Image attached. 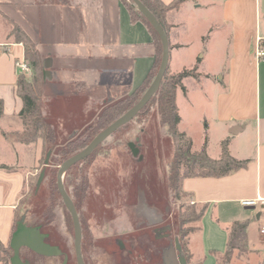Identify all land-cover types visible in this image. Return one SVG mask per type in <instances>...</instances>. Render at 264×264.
Instances as JSON below:
<instances>
[{
    "label": "crops",
    "instance_id": "0c3cea01",
    "mask_svg": "<svg viewBox=\"0 0 264 264\" xmlns=\"http://www.w3.org/2000/svg\"><path fill=\"white\" fill-rule=\"evenodd\" d=\"M161 1L168 5L174 0ZM198 2L190 0L179 11L187 4L215 9L218 15L213 23L218 22V32L232 28L230 43L234 45L228 68L219 60L214 71H205L207 49L205 53L198 50L192 57L189 68L200 60L199 72L208 76L199 82L203 80L204 91L209 94L205 101L212 112L210 118L203 117L208 125L200 141L189 137L195 151L201 150L207 137V151L213 159L221 157V144L228 140L231 156L248 164L225 177L184 180L183 190L191 204L206 207L200 229L189 238L192 263L221 264L230 227L236 221L250 220L249 252L239 256L235 264H264L260 234L264 204L242 206L243 200H264V63L255 55L257 38L264 40L263 0H212L206 6ZM179 11L165 19L174 47L169 63L173 72L189 69L175 68L180 54L189 47L182 37L186 29L175 18ZM245 14L250 15V31ZM16 26L41 55L42 98L53 125L55 119L66 121L70 115L90 112L96 103L130 96L139 101L156 78L163 54L152 28L127 0H0V166L9 168L0 169V242L13 252L12 242L19 229L37 231L19 216L31 167H38L44 147L43 140L34 145L11 139L13 125L22 124L19 114L24 107L17 91L18 77L24 72L18 64L29 65L24 44L12 35ZM202 43L206 48L208 38ZM24 74L31 79L33 70ZM13 135L18 136L16 132ZM23 249L27 248H21L20 257ZM252 257L260 261L254 263Z\"/></svg>",
    "mask_w": 264,
    "mask_h": 264
},
{
    "label": "rangeland",
    "instance_id": "374dc122",
    "mask_svg": "<svg viewBox=\"0 0 264 264\" xmlns=\"http://www.w3.org/2000/svg\"><path fill=\"white\" fill-rule=\"evenodd\" d=\"M211 1L200 0L198 4L206 6ZM192 5L187 4L175 16L186 29L182 37L189 44L180 54L175 68H189L194 54L198 50L205 53L206 49L205 71H214L219 60L228 68L234 45L230 43L232 28L218 32V22L213 23L217 20V11ZM245 16L250 31V15ZM204 38H208L206 48L202 43ZM202 81L187 80V97L180 90L177 94L182 118L179 129L192 136L196 143L207 129L208 122H204L203 117L210 118L212 112L205 101L209 94L205 93ZM160 100L153 97L132 121L107 137L85 161L64 176V186L76 202L82 224L85 264H174L173 258L181 264L180 257L185 256L180 250L183 241L180 213L192 204L186 196L176 197L173 189L176 152L170 134L169 111ZM137 101L130 96L96 103L90 106V112L70 115L66 121L55 119L53 125V118L46 115L48 104L41 93L45 144L38 167H31L32 175L23 192L19 220L24 217L26 226L37 229L40 239L52 248L53 254L39 255L23 249L21 257L26 262L77 264L74 223L57 188L59 168L120 118L123 109L136 105ZM11 131V139L25 143L22 124L13 125ZM193 225L196 224H187L184 229ZM11 253L14 256L12 250ZM238 258L236 252L233 264ZM252 261L258 263L260 258L252 257Z\"/></svg>",
    "mask_w": 264,
    "mask_h": 264
},
{
    "label": "trees",
    "instance_id": "16d2710c",
    "mask_svg": "<svg viewBox=\"0 0 264 264\" xmlns=\"http://www.w3.org/2000/svg\"><path fill=\"white\" fill-rule=\"evenodd\" d=\"M147 8L156 16V18L164 26L167 35L169 37V25L166 23V16L171 12L179 11L182 6L190 0H174L172 3L166 5L161 0H141ZM132 7L137 9L136 5L132 2ZM137 12L145 19L155 33L160 45L162 46L161 39L155 29L151 26L148 20L137 10ZM12 35L18 42H22L25 46L26 60L29 62L30 67L33 70V76L31 79L24 73H21L17 80V91L24 103V107L19 114V118L24 127L25 135L24 141L26 144H34L39 139L44 140L46 138V124L44 120V114L41 109V93L44 84L43 67L41 61V55L37 50L34 42L22 31L18 26L13 29ZM206 40V38H204ZM163 48V46H162ZM174 48L170 44V49ZM199 60L197 64L189 69H184L180 72H173L170 65L164 76V79L156 91L155 96L162 99L160 101L166 106L170 116V134L175 146L176 157L174 161V174H172V184L176 197L180 194L187 196L183 190V182L187 178L193 177H225L233 172H236L242 168H245L248 161H240L231 156L229 152V141L225 140L221 144L222 155L219 159H213L208 154V138L206 137L204 146L199 151L193 149L194 143L191 137L185 132L180 131L179 126L182 118L180 116V110L177 105L178 91H183L184 95H187L188 90L185 86L187 79H195L197 81L202 78H208L199 72ZM153 99V98H152ZM151 99V101H152ZM150 101V102H151ZM149 102V103H150ZM133 106L129 105L123 109V116L130 111ZM3 116V105L0 102V118ZM120 116V117H121ZM45 144V143H44ZM9 169L6 166H0V169ZM66 189V188H65ZM67 191V190H66ZM68 193V192H67ZM70 196V194L68 193ZM73 203L76 206V202L70 196ZM65 206V204H64ZM77 208V207H76ZM65 209L66 206H65ZM68 210V209H67ZM206 212V207H200L197 205H191L187 207L186 211L180 213V231L183 237L181 242V252L185 255V261L187 264L192 263V254L189 250V238L190 235L197 232L200 227L198 224L202 221ZM72 223H74L71 213ZM80 217V216H79ZM187 224H196L190 226L187 230L184 226ZM250 220L236 221L232 224L229 231V241L224 259L221 264H231L232 257L236 252L239 256L246 255L249 252L248 247V228ZM46 242V239L44 240ZM165 248L164 250H166ZM163 250V251H164ZM76 254V253H75ZM13 255L11 249L5 247L0 242V264H12ZM29 263V262H26ZM31 264V263H30Z\"/></svg>",
    "mask_w": 264,
    "mask_h": 264
},
{
    "label": "water",
    "instance_id": "95a60500",
    "mask_svg": "<svg viewBox=\"0 0 264 264\" xmlns=\"http://www.w3.org/2000/svg\"><path fill=\"white\" fill-rule=\"evenodd\" d=\"M131 1L136 5L139 12L148 20L151 26L158 33L163 46L162 61L156 78L147 88L144 95L136 103V105L130 111L125 113L123 116L118 118L103 131H101L91 141V143L80 153L64 161V163L59 168L57 174V188L63 200V203L65 204L68 211L71 213L74 221V228H75L74 246H75L77 264H85L82 253L83 229H82V224L78 210L65 189L63 183L64 176L71 168L85 161L107 137L115 133L125 124L132 121L149 104V102L155 95L156 91L160 87L164 79V76L169 68L171 49H170L169 37L167 35L164 26L141 0H131ZM231 133L235 134V130L231 131ZM22 247H26L39 255L53 254L52 248L48 247L43 242V240L40 239L39 234L37 232H32L25 228H21L15 234L14 240L12 242V248L14 250L12 264H30L23 262L20 257V250ZM180 263L187 264L183 257H180ZM174 264H178L177 260L174 261Z\"/></svg>",
    "mask_w": 264,
    "mask_h": 264
},
{
    "label": "built area",
    "instance_id": "2783aa9c",
    "mask_svg": "<svg viewBox=\"0 0 264 264\" xmlns=\"http://www.w3.org/2000/svg\"><path fill=\"white\" fill-rule=\"evenodd\" d=\"M255 55L256 57L261 60L264 63V40L262 38H257V46L255 49ZM18 67L21 71H23L24 73H29L31 71V67L25 63H19ZM259 203L264 204V200L261 199H257V200H243L242 201V206L246 207V208H251V207H256ZM260 234L262 237V240L264 242V225L261 226L260 228Z\"/></svg>",
    "mask_w": 264,
    "mask_h": 264
}]
</instances>
